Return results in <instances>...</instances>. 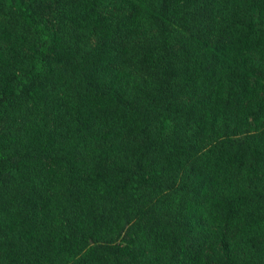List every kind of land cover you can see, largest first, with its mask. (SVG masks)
<instances>
[{
	"label": "trees",
	"instance_id": "obj_1",
	"mask_svg": "<svg viewBox=\"0 0 264 264\" xmlns=\"http://www.w3.org/2000/svg\"><path fill=\"white\" fill-rule=\"evenodd\" d=\"M0 264H264V0H0Z\"/></svg>",
	"mask_w": 264,
	"mask_h": 264
}]
</instances>
